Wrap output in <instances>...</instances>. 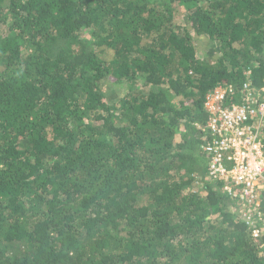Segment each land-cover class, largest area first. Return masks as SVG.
<instances>
[{
  "label": "trees",
  "instance_id": "16d2710c",
  "mask_svg": "<svg viewBox=\"0 0 264 264\" xmlns=\"http://www.w3.org/2000/svg\"><path fill=\"white\" fill-rule=\"evenodd\" d=\"M245 83L264 0H0V264H264L201 150Z\"/></svg>",
  "mask_w": 264,
  "mask_h": 264
},
{
  "label": "built area",
  "instance_id": "2783aa9c",
  "mask_svg": "<svg viewBox=\"0 0 264 264\" xmlns=\"http://www.w3.org/2000/svg\"><path fill=\"white\" fill-rule=\"evenodd\" d=\"M229 84L216 86L204 100L207 121L202 126L201 150L207 179L240 202L242 221L254 240L264 239V86L243 84L240 101L225 105L232 96Z\"/></svg>",
  "mask_w": 264,
  "mask_h": 264
},
{
  "label": "rangeland",
  "instance_id": "374dc122",
  "mask_svg": "<svg viewBox=\"0 0 264 264\" xmlns=\"http://www.w3.org/2000/svg\"><path fill=\"white\" fill-rule=\"evenodd\" d=\"M122 87L118 86V85H114V84L111 85L110 84V85H105L103 90H104V93L106 94L108 100L115 102L122 95V90H121Z\"/></svg>",
  "mask_w": 264,
  "mask_h": 264
}]
</instances>
